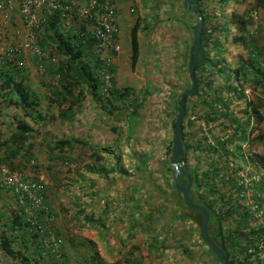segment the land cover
I'll return each instance as SVG.
<instances>
[{
    "label": "crops",
    "instance_id": "crops-1",
    "mask_svg": "<svg viewBox=\"0 0 264 264\" xmlns=\"http://www.w3.org/2000/svg\"><path fill=\"white\" fill-rule=\"evenodd\" d=\"M118 1L115 3L119 17L117 21L120 46L128 40V48L122 47L115 65L116 74L122 77V69L127 65L131 67L130 31L139 20L137 14L135 17L131 16L128 9L133 12L131 5L135 8L139 6V1ZM197 2L202 12L201 43L206 63L203 64V61L196 71L197 92L186 100V115L183 120L185 142L191 148L198 145V158L209 159L205 164L207 170L214 169V177H204L207 181H198L199 193L216 202L217 210L223 208L220 218L225 235L236 234V240L242 238L251 242L252 247L260 244L264 247V67L260 64L264 61V7H255V0ZM151 4V0H146L144 9ZM161 6H165L163 9L168 12L164 0ZM252 11L257 13L258 18L250 16ZM181 17L188 24L195 19L194 14L184 8L183 0ZM163 18L166 16L159 17V21ZM14 21L16 24L8 29L15 34L20 28L18 13ZM242 21L245 22L244 25L241 24ZM122 26L129 29L128 37L122 35ZM136 34L139 59L142 41L140 34ZM192 44L193 38L188 39L186 35L180 46L178 45L176 55L182 70L192 54ZM150 57L151 55L148 59L151 61ZM124 64L125 67H121ZM30 70L27 72L26 82L39 92L41 100L39 110L34 114L39 113L42 117H36L38 127L34 128L31 140L22 146L12 166L25 176L39 179L46 184V203L60 216L59 219L62 212L68 211L69 218H80L85 226H97L104 231L117 226V229L125 231L130 224L121 222V217L125 219L132 213L137 214L133 223L136 222L142 227L145 221L151 220L146 209L137 211L140 205L136 206V201L140 203L142 189L136 183L134 189L131 187L133 184H125L127 174L121 170V165L124 166L129 158L125 157V132L119 126L124 118L123 104H114L109 97L96 96L85 90L83 95L71 96V102H78L70 107L68 117L63 118L60 115L63 110L48 104L47 96L50 94L43 84L45 81L35 76L34 68ZM233 75L236 79L231 82ZM120 77L115 82L116 87L118 82V88L128 87L127 83L119 80ZM131 80L135 81V78ZM77 91L78 89L75 90V96L78 95ZM169 93V90L161 87L155 89L154 93H149L146 98V110H150L152 99L159 97L157 101H167L168 104L165 116L172 117L173 97L169 96ZM107 104H110V107ZM50 115L54 118L49 119ZM28 123L33 126L32 122ZM61 140L68 143L63 145L66 152L60 157L53 147ZM191 148H188V164H193L196 159H193ZM4 149L11 152L14 145H4L2 150ZM29 149L32 155L24 159ZM82 152H86V158L81 157ZM210 157L215 159L212 161ZM143 159L147 160L149 168L151 158L137 157L134 159L136 162L130 164L136 166V170L139 168L144 172L141 164ZM62 161L64 163H61ZM106 164L108 167H105ZM207 170L201 172L198 167L200 175H207ZM68 174L71 180L67 186L64 182L68 179ZM136 176L139 175H129L128 179L133 182L141 180V177ZM64 187L71 188V192H67L66 201L62 198ZM14 195L11 190L0 189V213L9 219L18 212ZM125 198H131L133 202H125ZM203 202L207 205L206 200ZM91 220H98L100 223L96 224ZM56 223L64 238L63 245L68 246L65 248L69 252V246L74 239L68 236L71 237L72 234H64L67 232ZM176 223L179 224L177 221ZM15 228L18 230L19 226L16 225ZM19 231L15 235H21L24 239L25 231ZM119 237L118 241L123 239L122 236ZM31 244L27 243V250L19 246V243L14 245L16 249L22 250L33 264L35 259L39 260V255L32 253L34 249Z\"/></svg>",
    "mask_w": 264,
    "mask_h": 264
},
{
    "label": "rangeland",
    "instance_id": "rangeland-1",
    "mask_svg": "<svg viewBox=\"0 0 264 264\" xmlns=\"http://www.w3.org/2000/svg\"><path fill=\"white\" fill-rule=\"evenodd\" d=\"M113 1L117 15V5L115 1L118 0ZM138 1L139 6L134 8L131 5L133 12L128 9L131 16L135 17L136 14L138 16L139 20L136 24V33L138 32V34H140V39L142 41V46H140L142 47V51L140 53V58L137 59L138 61L136 62L135 67L131 68L127 65L125 69H122V77H120L119 74H116L117 70H115V65L117 63V57L122 52V47L123 49L128 48V40H125V43L121 46L119 45L120 49L118 52H115L117 54L113 60H111L110 57L113 54L112 52L102 53L107 57L108 64L110 61L113 65L111 75L114 83L116 80L118 81V77L122 78H119V80L124 84L127 83L126 85L132 88L134 97L136 98L134 101L139 100V102H141V100H143V102H141V108L135 111V113L139 115L135 118V120L130 119L134 102H131L126 107L122 108L124 110V118L120 121L119 126L120 129L125 132V134H123L125 137V157L127 156L129 158L127 160L128 162L125 163L124 166L121 165V170L127 174V178L124 176L126 178V180H124L125 184H133L131 186L132 189H134V183L141 187L142 192L140 195V203L136 201V206L140 205L137 207V211H140L138 209H146L151 220L145 221L146 223H143L142 227H140L138 223H133L134 216H137V214L132 215L131 213L128 214L125 219L123 216L121 217V222L125 221L130 224L129 227L127 226L125 231L117 229V226L115 225V227L104 231L97 226L83 225L80 218H69L68 211L62 212L61 219H59L60 216L58 215L56 222H58V226H60L63 231L67 232H64V234H72V236H68V238H73L74 241L69 246V252L68 249L66 250L68 246L63 245L61 246V249L68 252L67 256L69 264H82L89 259V255L91 253V247L88 244L89 241H93L92 243L95 244L101 257L109 263L120 260L122 261V264H217L209 255L207 246L200 241L199 230L201 219L198 214L194 217L195 221L176 220L179 224H177L176 221H170L173 212L172 208L174 207L173 203L176 196L170 188L173 172L169 170V162L165 151L167 147L166 145L172 140L171 129L174 114L170 118L165 116L168 104L167 101L166 103L157 101L159 100V97H154L153 99L151 98L152 101L150 103H152V106L149 111L145 108L147 100L145 98L148 97L146 94L149 95V93H154L155 89H160L161 87V89L170 91L171 94L169 93L168 95H172L173 97L172 105L174 107V111L176 112V104L180 94L190 86V79H188L189 59L186 61L184 69L182 70L179 58H177L178 56L176 54L178 51V45L180 46L184 36L187 35L188 39L189 37L193 38L191 27L194 26L195 19H193V22L190 24L182 20V0H164L168 12L163 9L165 6H161L162 0H151L152 4L150 7L147 6V9H144V2L146 0ZM169 7H171V9H169ZM163 16H166V18L159 21V17ZM118 18L119 17L117 15V20ZM118 23L119 22L117 21V24ZM0 24L1 63L4 52L8 49L16 47L18 43L21 44L22 39L19 37L21 35H19L18 32L14 34V32L8 31L9 29L3 30V25L5 23L2 18H0ZM122 27V35H126V37H128L129 29L124 26ZM119 32L120 30L118 24V35ZM149 50L151 51L149 52ZM29 52L27 51V53L25 52V55H22V58L27 63L26 71H31L30 69L34 68L33 60ZM44 55L45 56L43 58H48L46 52ZM150 55L151 61L148 59ZM211 60L215 61L214 58H211ZM219 61L223 62L222 60ZM47 62L48 61H46V63ZM127 63H129V61ZM205 63L206 61L203 64ZM117 66L116 68H118ZM121 67H125V64ZM35 71L37 70L35 69ZM35 71V76L38 78L41 77ZM56 77L57 76H53L52 81H55ZM42 78L44 77L39 79ZM133 78H135V81L131 80ZM44 79H46V77ZM230 79L231 82H233L236 77L233 75ZM118 86L119 82L117 87ZM190 97L191 95L189 98ZM107 105L110 107V104ZM2 112V116L5 117L1 120L3 126L0 127V131L2 133L1 141H4L10 137L17 121L23 118L26 119V116H24V111L22 109L15 106L5 108ZM27 119L29 120L26 121L32 122L30 118ZM130 121L131 123L136 122V125L132 126L131 129L128 128ZM165 122L166 124H164ZM32 123L33 129L38 127L39 122ZM191 152L194 157L193 159H196L193 164H190V166L193 165V167H195L196 163H198L200 171H206L207 167L205 164L209 159L204 160L202 158H198V152ZM85 153L86 152H82V158H86ZM137 157L151 158L149 162L150 167L145 169L144 172H141L139 168L136 170V166L134 167L130 164V162L135 163L136 161L134 159ZM210 159L213 161L215 158L210 157ZM141 164L145 167L148 162L146 159H143ZM201 164H204V166H201ZM64 165L68 167V165ZM105 167H108V164H106ZM145 172H152V175L150 177L145 176ZM133 174L134 177L135 175H139L136 177H141V180L138 179L133 182L132 179H128V176H132ZM197 176L198 181H207L202 175H200L199 172ZM67 177L68 179L65 180L64 184H67L68 186V184L70 185L71 180L70 174H68ZM210 177H212V175H210ZM64 189L65 192L63 193L62 198L66 201V197L69 192H71V188L64 187ZM136 195L137 194H135V196ZM204 197L207 205L211 209L217 210L215 207L216 202L208 199L205 195ZM124 200L125 202H133L131 198H125ZM221 209L223 208L221 207L217 211H222ZM143 212L144 211H142V213ZM144 225L148 226L145 227ZM119 236H122L123 238L120 239V241H118L120 238ZM237 240H242V238H238ZM182 247H184L186 251H183ZM230 252L234 253L231 249ZM238 257L243 260L245 255L241 254ZM125 258L128 259V263L123 262V259ZM61 259L62 258L57 260H59L62 264ZM262 264H264V262Z\"/></svg>",
    "mask_w": 264,
    "mask_h": 264
},
{
    "label": "trees",
    "instance_id": "trees-1",
    "mask_svg": "<svg viewBox=\"0 0 264 264\" xmlns=\"http://www.w3.org/2000/svg\"><path fill=\"white\" fill-rule=\"evenodd\" d=\"M255 7H264V0H255ZM17 13V12H16ZM1 18V17H0ZM15 15L14 17H9L4 29L11 28V25H15ZM72 27L69 30H66L58 17H53L48 19L45 23L40 26V29L34 33L33 43L34 45L41 51L46 52L48 58L37 56L32 51H28L33 60L34 68H37V73L41 77H46V79L42 78L45 81L44 86L46 87V91L50 94L47 96L48 104L57 106L63 112L60 115L63 118H67L69 114L70 107L74 104H77L78 101L71 102V96L78 97L83 95L85 90H88L89 93L95 94L96 96L101 97H109V100L114 102H118L119 104H123L126 107L131 102H134L132 107V112L130 115L131 120H135L139 115L135 113L136 110L141 108L143 100L141 102L134 101L136 98L134 97L133 91L131 87L118 88L116 87L113 78L111 77L112 85L109 89L103 90L102 79L100 78V71H103L104 63L103 61L96 55L94 47V38L93 36L83 31L85 29V25L81 23L78 18L72 19ZM245 22L242 21V25ZM241 25V26H242ZM1 27V24H0ZM194 27V26H193ZM192 27V34H193ZM23 29L24 24L23 20L20 17V28L17 30L21 39L23 38ZM137 25H134L130 31V46H131V68L135 67V64L138 59V41L136 34ZM10 30V29H9ZM8 30V31H9ZM81 30V31H78ZM86 30V29H85ZM5 33V31H4ZM117 42L120 45L119 35L117 36ZM14 45V44H13ZM11 46V45H9ZM193 47V44H192ZM25 52L20 47L18 43L16 47L12 49H8L4 52L1 63H0V127L3 126L2 111L5 108H9L11 106H15L24 111V116L26 119H19L17 123L14 125L13 131L9 138L4 141H1L2 133L0 131V151L5 145H14V149H11V152H8L6 149L1 151L0 154V163H3L9 167L11 170H16L22 173L19 169L15 168L13 165V160L16 158V155L20 152V149L23 145L27 144L31 138L32 133L34 131L32 125L28 123L30 118L32 122H38L36 117L41 118L42 116L39 113L34 114L36 111L38 112L39 107L41 105L40 94L35 90L34 87H31L26 82L27 80V72L26 67L27 63L22 58V55H25ZM194 52V47L192 49V53ZM33 53V56H32ZM117 53H113L110 57L111 60L114 59ZM58 58V59H57ZM205 59V57H204ZM46 61H48L46 63ZM205 61V60H204ZM202 65V64H200ZM195 68V80H196V90H197V68ZM46 67V69H45ZM110 73L113 70V65L109 63V65L105 66ZM29 73V72H28ZM57 76L55 81H52V77ZM39 77V78H41ZM49 77V78H47ZM51 78V79H50ZM101 79V80H100ZM189 79V78H188ZM190 83V82H189ZM78 95L75 96V90ZM195 90V92H196ZM194 92V94H195ZM181 95V94H180ZM146 96L149 97L148 94ZM189 96L185 97V107L186 100ZM180 98V96H179ZM146 99V98H145ZM144 99V100H145ZM115 104V103H114ZM63 106V107H62ZM179 108V99L176 104V112L173 107V121L172 128L174 124L175 117L177 115ZM186 115L183 117V120ZM52 115L49 116V119H53ZM181 124L180 130V138L181 143L185 146L184 150V164L187 171L192 175V185L189 191L191 199L194 200H204L205 197L203 194L199 193V183H198V165L195 167L190 166L188 164V147L185 142V132H184V124ZM136 122L129 123L128 128H132L135 126ZM172 130V129H171ZM7 143V144H6ZM68 143V141L61 140L57 141L54 145V149L57 150V153L62 156V153L66 152L63 150V145ZM166 157L169 162V170L173 172V169L170 165V153L172 140L166 145ZM192 151L197 152L198 145H193L191 148ZM31 151L30 149L27 151V154L24 156V159H28L30 157ZM61 163H64L62 161ZM148 167L145 166L142 169L143 171ZM167 169V166H166ZM165 171V170H164ZM165 173V172H164ZM214 169L208 168L207 175H203V177L210 178V175L214 176ZM23 174V173H22ZM145 176L150 177L152 172H145ZM26 179L34 180L41 182L45 186V195L42 203V207L34 209L31 215H28L27 208L29 205L22 204L17 200L16 195L15 201L18 207L17 215L13 214V218L9 219L3 213H0V264H31L29 262L28 257H26L22 250L16 249L14 244L19 243V246H23L24 250H27V243H32L34 251L33 254L39 255V260L35 259L33 264H61L59 260L56 259L55 255L50 251L49 247L46 246L44 238L49 239L50 235H54L56 238L61 240L59 246V253L62 264L68 263V256L64 250L61 249L63 246L64 238L62 234H60V230L57 227L56 219L57 215L54 213L46 203V193L47 187L46 184L40 181L39 179L27 177L23 174ZM172 179V177H171ZM186 183V179L183 176L178 178V184L184 186ZM158 188V186H157ZM170 188L174 192L176 199L173 203V215L170 221H192L194 217L198 214L201 219L200 213L193 211L185 206L182 201L181 194L176 192L172 187V182L170 184ZM0 189H7L0 186ZM209 211V221H208V231L211 235L212 239L221 244V249L223 253L227 257V264H262L264 262V247L263 244L260 246L252 247L250 246L251 242L244 240H236L234 236L225 235L222 220H221V211H217L211 209L208 205H205ZM23 214V216L20 214ZM5 216V217H4ZM52 217V220L49 219ZM90 220V219H89ZM92 221V220H91ZM95 222V221H92ZM99 224L100 221L97 220L95 222ZM18 225V230L15 226ZM19 230L25 231V237L15 235L16 232H20ZM41 232V233H40ZM132 233V231H131ZM40 234V235H39ZM200 235V234H199ZM234 238V239H233ZM201 243L204 242L201 240ZM89 246L91 247V253L89 255V259L82 264H122V261L116 260L115 262L109 263L106 262L101 255L99 254L96 246L89 241ZM81 245V244H79ZM205 245V244H204ZM263 248V249H262ZM183 251L184 247H182ZM208 253L212 257V259L219 264L213 252L208 248ZM230 249L234 251V253L230 252ZM249 249H253V252H248ZM256 250H258L256 252ZM244 254L245 258L243 260L239 259V255ZM261 256L263 258L261 259ZM44 260V261H42ZM123 262L128 263V259H123Z\"/></svg>",
    "mask_w": 264,
    "mask_h": 264
},
{
    "label": "built area",
    "instance_id": "built-area-1",
    "mask_svg": "<svg viewBox=\"0 0 264 264\" xmlns=\"http://www.w3.org/2000/svg\"><path fill=\"white\" fill-rule=\"evenodd\" d=\"M16 12L24 24V35L20 46L24 51H33L37 56L44 57L33 43L34 33L48 19L58 17L62 26L69 30L72 19L78 18L85 29L94 38V47L97 56L103 61L104 69L100 71L103 90L111 87V73L105 68L108 59L102 52H118L120 46L117 42L118 24L115 4L113 0H0V17L6 25L9 17H14ZM251 17L258 18L255 11ZM81 31V30H78ZM110 63V61H109ZM264 67V61L260 62ZM0 186L13 191L17 200L27 204V213L32 214L34 209L42 207L45 195V186L38 181L26 179L22 173L11 170L0 163ZM52 220V217H49ZM45 244L57 259L60 257L59 246L61 240L54 235L49 239L44 238ZM263 258V256H261ZM264 260V259H263Z\"/></svg>",
    "mask_w": 264,
    "mask_h": 264
},
{
    "label": "water",
    "instance_id": "water-1",
    "mask_svg": "<svg viewBox=\"0 0 264 264\" xmlns=\"http://www.w3.org/2000/svg\"><path fill=\"white\" fill-rule=\"evenodd\" d=\"M184 8L195 16L193 27V47L194 52L188 61V76L190 86L184 90L179 98V108L172 128V146L170 153V165L173 169L172 187L181 194L182 201L189 209L200 213V238L204 244L210 248L219 264H227V257L221 249V244L214 241L208 231L209 211L202 200H192L189 194L192 185V175L187 171L184 164L185 146L181 143L180 130L185 114V97L193 95L196 90L195 68L204 61V48L201 43V28L203 24L202 12L199 9L197 0H183ZM183 176L186 179L184 186L178 184V178Z\"/></svg>",
    "mask_w": 264,
    "mask_h": 264
}]
</instances>
